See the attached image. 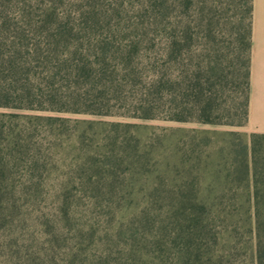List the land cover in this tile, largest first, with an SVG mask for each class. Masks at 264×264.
<instances>
[{"label":"trees","instance_id":"obj_1","mask_svg":"<svg viewBox=\"0 0 264 264\" xmlns=\"http://www.w3.org/2000/svg\"><path fill=\"white\" fill-rule=\"evenodd\" d=\"M77 2L0 0V264H169L166 238L176 228L170 231L166 216L161 234L153 233L157 222L153 194L118 229H109L111 220L106 226L101 223L131 197L117 191L124 183L119 172L124 154L77 156L76 171L84 182L74 181L72 175L65 179L59 150L71 120L51 114L246 124L254 0H245L238 38L246 92L232 107L223 103L215 69L190 63L191 37L179 34L178 26L163 25L160 48L150 61L139 41L124 44L111 39L99 19L80 18ZM91 5L96 3L87 4L90 10ZM250 137V144L240 150L237 171L253 209L252 264H264V133ZM76 182L79 197L73 194ZM48 198L51 215L46 212ZM179 205L173 215L180 226L177 238L187 242L174 264H218L212 261L218 230L208 208L185 195ZM80 207L91 209V219L76 216L73 209ZM62 231L75 233L76 239L79 234L87 236L88 242L67 243ZM102 233L105 248L99 256L96 239ZM150 244L164 255L156 259L152 248L144 252ZM63 246L67 259L60 257Z\"/></svg>","mask_w":264,"mask_h":264},{"label":"rangeland","instance_id":"obj_2","mask_svg":"<svg viewBox=\"0 0 264 264\" xmlns=\"http://www.w3.org/2000/svg\"><path fill=\"white\" fill-rule=\"evenodd\" d=\"M88 3L96 5H91L90 10ZM75 11H79L80 18L91 20L93 16L99 19L105 35L111 39L124 44L139 41L150 61L155 59V52L160 48L159 34L163 25L168 24L170 29L178 26L179 34L187 33L191 37L190 63L203 67L207 64L218 73L217 79L221 83L218 89L223 93L224 105L232 107L245 95L246 69L242 56L240 58L238 40L246 16L245 0H78ZM177 74L174 70L172 77ZM51 115L71 120V129L63 131V144L59 150L61 173L65 179L72 175L74 181L84 182L76 171L77 156L81 155L83 159L89 153L91 156L115 153L126 157L119 166L124 183L117 191L124 195L131 193L132 199H126L115 216L111 213L101 221L103 226L111 220L109 229L114 231L120 222L131 221L142 210L144 200L153 194L157 215L153 233L161 234V221L166 216L170 231L176 228L166 238L170 247L166 255L170 258L169 264H174L187 242L177 238L180 226L173 217L180 207L179 200L185 195L191 201L194 199L206 205L216 223L219 243L212 255L213 262L254 263L253 209L248 202V190L239 179L237 160L242 145L250 144L251 134L263 133L258 132V127L249 121L239 126L73 113ZM117 123L123 126L115 128ZM116 140H119L117 145ZM134 161L138 162L135 166ZM72 188L76 197L81 196L79 184ZM77 203L80 206V201ZM46 208L51 215L50 198ZM73 210L77 217L91 219V209ZM62 234L70 244L88 242L87 236L80 237L79 234L76 239L73 232L62 231ZM103 235L96 239L99 256L105 248ZM159 237L155 236V239ZM63 243L66 244L64 240ZM154 245L150 244L143 251L152 248V256L157 259L164 253L154 251ZM61 251L60 257L67 259L64 246Z\"/></svg>","mask_w":264,"mask_h":264},{"label":"crops","instance_id":"obj_3","mask_svg":"<svg viewBox=\"0 0 264 264\" xmlns=\"http://www.w3.org/2000/svg\"><path fill=\"white\" fill-rule=\"evenodd\" d=\"M249 123L264 133V0H254Z\"/></svg>","mask_w":264,"mask_h":264}]
</instances>
